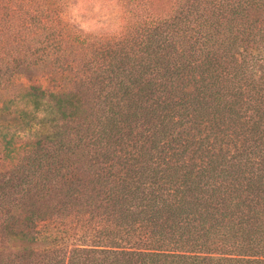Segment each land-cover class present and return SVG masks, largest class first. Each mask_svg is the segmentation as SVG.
I'll list each match as a JSON object with an SVG mask.
<instances>
[{
  "label": "trees",
  "instance_id": "1",
  "mask_svg": "<svg viewBox=\"0 0 264 264\" xmlns=\"http://www.w3.org/2000/svg\"><path fill=\"white\" fill-rule=\"evenodd\" d=\"M117 1L0 0V264H264V0Z\"/></svg>",
  "mask_w": 264,
  "mask_h": 264
},
{
  "label": "rangeland",
  "instance_id": "2",
  "mask_svg": "<svg viewBox=\"0 0 264 264\" xmlns=\"http://www.w3.org/2000/svg\"><path fill=\"white\" fill-rule=\"evenodd\" d=\"M121 7L117 0H68L64 18L84 30L116 29L121 21ZM29 82H39L48 85L50 82L44 77H30ZM18 142H23L26 132H19ZM42 231L59 234L61 225L54 221L40 224Z\"/></svg>",
  "mask_w": 264,
  "mask_h": 264
}]
</instances>
